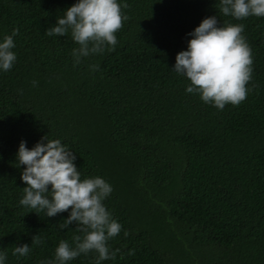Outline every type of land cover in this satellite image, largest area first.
Wrapping results in <instances>:
<instances>
[{
    "label": "trees",
    "instance_id": "obj_1",
    "mask_svg": "<svg viewBox=\"0 0 264 264\" xmlns=\"http://www.w3.org/2000/svg\"><path fill=\"white\" fill-rule=\"evenodd\" d=\"M75 2L0 0V40L18 29L17 59L0 72L6 264H40L60 240L74 246L83 236L75 222L59 227L67 211L46 217L18 203V145L42 137L68 147L82 179L101 176L113 188L104 204L122 229L108 241L115 258L101 264H264V17L224 16L219 0H120L128 19L114 49L76 64L70 33L45 34ZM209 16L244 24L252 50L250 90L222 110L186 93L189 81L171 71L186 34ZM22 244L30 253L13 256Z\"/></svg>",
    "mask_w": 264,
    "mask_h": 264
},
{
    "label": "clouds",
    "instance_id": "obj_2",
    "mask_svg": "<svg viewBox=\"0 0 264 264\" xmlns=\"http://www.w3.org/2000/svg\"><path fill=\"white\" fill-rule=\"evenodd\" d=\"M219 4V12L235 20L264 17V0H219ZM122 7L126 5L120 0H76L45 34L70 33L79 45L72 49L78 64L81 58L102 54L106 48L114 49L118 42L116 33L128 19ZM217 25V17L209 16L187 33L191 37L187 48L176 54L171 71L189 81L186 93L199 94L204 103L222 110L226 104L238 105L245 100L250 90L246 85L251 79L253 58L243 35L244 24ZM17 34L18 29L14 28L0 40V72L10 70L17 59L13 51ZM90 67L95 70L98 66ZM15 159L19 167L24 166L20 180L26 185L19 205L34 209V213L43 212L46 217L67 211V218L59 226L61 230L75 222L83 233L82 237H73L74 246L60 240L53 258L41 260L40 264H68L89 252L97 254L94 264L114 259L116 250H110L108 241L121 232L122 225L104 204L113 191L111 184L101 176L82 179L74 162L76 156L60 139L42 137L31 148L21 140ZM30 251L28 244H22L13 247L12 255L25 257ZM6 260V252L0 250V264H6Z\"/></svg>",
    "mask_w": 264,
    "mask_h": 264
}]
</instances>
